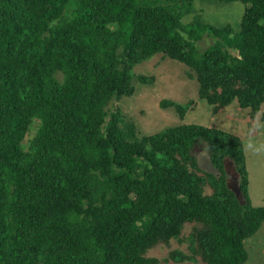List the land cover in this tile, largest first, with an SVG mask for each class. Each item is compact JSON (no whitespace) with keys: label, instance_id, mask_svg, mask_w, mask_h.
<instances>
[{"label":"trees","instance_id":"trees-1","mask_svg":"<svg viewBox=\"0 0 264 264\" xmlns=\"http://www.w3.org/2000/svg\"><path fill=\"white\" fill-rule=\"evenodd\" d=\"M217 1L244 4L236 29L194 0H0V264H157L147 251L187 222L204 264L246 261L264 206L250 203L241 138L195 123L138 136L111 105L154 81L132 69L160 53L191 69L214 111L235 101L264 121V0ZM200 142L217 173L199 167Z\"/></svg>","mask_w":264,"mask_h":264},{"label":"rangeland","instance_id":"rangeland-1","mask_svg":"<svg viewBox=\"0 0 264 264\" xmlns=\"http://www.w3.org/2000/svg\"><path fill=\"white\" fill-rule=\"evenodd\" d=\"M194 8L202 18L215 26L230 24L237 28L244 4L241 1L194 0ZM208 40L199 41L198 46L205 48ZM134 74L154 76V81L148 84H136L131 96H122L111 102L113 109L119 108L125 120L130 121L134 131L141 134H151L174 124H201L224 129L241 138L245 168L248 179L250 203L253 206H264V121L257 115L251 119L247 108L239 107L235 101L229 105L212 109L198 95V82L190 76L191 69L184 63L164 57L160 53L150 59L134 65ZM161 99L173 100L185 107L184 113L179 114L173 107H161ZM35 130L26 135V141L32 138ZM198 165L202 170H217L211 165L207 144L200 142L193 148ZM225 170L228 187L235 193L239 187V176L234 165L225 160ZM205 193H212L211 187H204ZM243 195V194H242ZM244 197V196H243ZM245 199V198H244ZM246 202V200H245ZM194 223H185L179 238L170 239L168 244H156L146 255L159 259L157 264H204L201 257L190 252L188 245ZM248 257L243 264H264V223L258 230L245 240ZM178 249L186 254L194 255V260L176 262L165 261L168 252Z\"/></svg>","mask_w":264,"mask_h":264},{"label":"water","instance_id":"water-1","mask_svg":"<svg viewBox=\"0 0 264 264\" xmlns=\"http://www.w3.org/2000/svg\"><path fill=\"white\" fill-rule=\"evenodd\" d=\"M236 197L241 204L245 203V199H244L243 195L238 190H236Z\"/></svg>","mask_w":264,"mask_h":264},{"label":"clouds","instance_id":"clouds-1","mask_svg":"<svg viewBox=\"0 0 264 264\" xmlns=\"http://www.w3.org/2000/svg\"><path fill=\"white\" fill-rule=\"evenodd\" d=\"M231 163H232V161L231 160H229ZM233 164V163H232ZM234 165V164H233Z\"/></svg>","mask_w":264,"mask_h":264}]
</instances>
